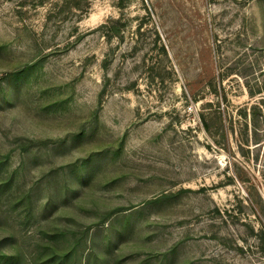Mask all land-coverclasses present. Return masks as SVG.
Masks as SVG:
<instances>
[{"label":"rangeland","instance_id":"374dc122","mask_svg":"<svg viewBox=\"0 0 264 264\" xmlns=\"http://www.w3.org/2000/svg\"><path fill=\"white\" fill-rule=\"evenodd\" d=\"M0 264H264V0H0Z\"/></svg>","mask_w":264,"mask_h":264},{"label":"trees","instance_id":"16d2710c","mask_svg":"<svg viewBox=\"0 0 264 264\" xmlns=\"http://www.w3.org/2000/svg\"><path fill=\"white\" fill-rule=\"evenodd\" d=\"M110 21H113V22H111L112 24H113V26H112V29L113 30H118V29H120V25L119 24H117V23H115L114 22V20H112V19H110ZM202 120H203V122L205 123V125L207 126L208 124V122H207V117L202 113Z\"/></svg>","mask_w":264,"mask_h":264}]
</instances>
